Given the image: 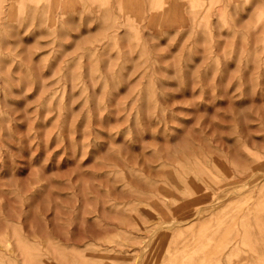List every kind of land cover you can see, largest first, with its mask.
Returning a JSON list of instances; mask_svg holds the SVG:
<instances>
[{
  "label": "rangeland",
  "instance_id": "rangeland-1",
  "mask_svg": "<svg viewBox=\"0 0 264 264\" xmlns=\"http://www.w3.org/2000/svg\"><path fill=\"white\" fill-rule=\"evenodd\" d=\"M129 9L0 0V264H264V0Z\"/></svg>",
  "mask_w": 264,
  "mask_h": 264
},
{
  "label": "bare ground",
  "instance_id": "bare-ground-1",
  "mask_svg": "<svg viewBox=\"0 0 264 264\" xmlns=\"http://www.w3.org/2000/svg\"><path fill=\"white\" fill-rule=\"evenodd\" d=\"M122 6H123V9L128 13V11L130 10L129 8L133 7V0H122ZM134 8L137 11V14H141L142 13L141 4H140V6H136L135 5ZM133 14H134V12H133Z\"/></svg>",
  "mask_w": 264,
  "mask_h": 264
}]
</instances>
